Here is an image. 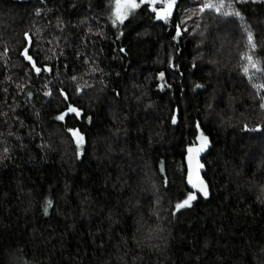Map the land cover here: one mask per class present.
Instances as JSON below:
<instances>
[{
  "label": "trees",
  "instance_id": "trees-1",
  "mask_svg": "<svg viewBox=\"0 0 264 264\" xmlns=\"http://www.w3.org/2000/svg\"><path fill=\"white\" fill-rule=\"evenodd\" d=\"M200 1L177 0L167 22L142 5L113 26V0H0V264H264V101L241 60L264 69V0H225L240 17L207 19ZM156 71L151 97L171 106L162 137L127 133L111 158L60 156L52 126L69 137V121L88 119L65 88L97 90L100 105L130 114L125 83ZM56 90L69 99L60 111ZM69 107L79 115L56 120ZM197 122L212 141L207 198L186 180ZM189 193L196 200L177 212Z\"/></svg>",
  "mask_w": 264,
  "mask_h": 264
},
{
  "label": "rangeland",
  "instance_id": "rangeland-1",
  "mask_svg": "<svg viewBox=\"0 0 264 264\" xmlns=\"http://www.w3.org/2000/svg\"><path fill=\"white\" fill-rule=\"evenodd\" d=\"M218 2V0H202L195 4L194 11L202 15V19H207L209 18V12H215L207 9L201 12L202 4H216ZM224 10L226 9L221 11ZM185 37V35H182L180 39L182 40ZM161 73L164 75V72L160 71L154 73L139 72L137 75L132 74L129 77L125 83L121 105L127 107L130 114L118 108H113L106 101H102V105H100V94L97 90L80 91L65 88L64 91L68 93L72 102L86 111L88 119H86L85 124L69 121L71 129L77 130L74 127H78V129L80 127L82 131L80 135L83 136V141L79 146L76 144L75 139L71 136L68 137L67 132L60 126H52L53 128L48 133V138L54 148L59 151L60 156L72 160L73 158L81 157L84 153L86 155L91 153L97 159L111 158L121 153L120 147H124L128 139L127 133L132 135L141 133L146 137L148 143H153L156 139L162 137L171 113V106L164 102L157 103L156 99L151 97L149 90V86L155 81H162ZM53 98L52 110L57 111L65 107L69 101V99L64 98V95L59 90L55 91ZM100 110L104 114V118L101 121L98 120ZM130 115L134 121L131 127H127L128 130H126L125 123H127ZM194 190L197 191L196 189Z\"/></svg>",
  "mask_w": 264,
  "mask_h": 264
},
{
  "label": "snow or ice",
  "instance_id": "snow-or-ice-1",
  "mask_svg": "<svg viewBox=\"0 0 264 264\" xmlns=\"http://www.w3.org/2000/svg\"><path fill=\"white\" fill-rule=\"evenodd\" d=\"M158 3H162L163 6L159 9L156 7ZM177 0H113V5L110 9L111 11V18H112V25L117 26V24H124L125 20L128 19L130 13L135 12L137 9L141 8L142 5H151V11L156 14L155 18L157 20H164L167 22L168 18L172 15L174 6L176 5ZM228 7H231V5H227ZM225 0H219L218 3H204L202 4L200 11L204 12L206 9L209 11H214L217 15L223 16V17H240L239 11H221L222 9H225ZM147 10V9H145ZM247 31V46L254 52L257 48V44L254 42V37L251 31ZM179 34V32L177 33ZM5 50V54H6ZM22 55L25 57V59L32 65V68L35 70L36 74H40L42 69L36 65V62L33 60V58L28 54V50L25 49L22 53ZM241 60H244L247 62V64L243 67V74L248 78L249 82L252 84V87L257 90L256 94L260 97L262 101H264V95H260L262 92H264V83H256L253 82V74H250V68L255 70V73H264V69L261 67H258L259 60H254L253 55L245 53L241 55ZM46 71H50L51 69H44ZM161 78H163V73L160 74ZM196 87H200V85H196ZM50 93H46V95H49ZM64 95V98L67 99L66 94L62 93ZM259 107L261 109H264V102H262ZM68 113H75L76 115H79V112L74 107H69L68 110L56 117V120L58 121H64L65 117L68 115ZM176 120L173 118V123H175ZM199 127V125H197ZM256 131H260L259 128L255 129ZM71 133V136L75 138L76 144L79 146L83 141V136L80 135L78 130H68ZM200 140V146L196 147L195 145L188 148V165H189V171H188V183L192 186L193 189H196L198 192H200L205 198L208 197V190L207 185L204 183L202 179L199 177V170L203 168V165L199 161L200 153H202L206 147H207V137L201 133V135L197 138ZM5 151H7L5 149ZM195 177V179H194ZM196 195L194 193H189L187 198L183 201L177 203L175 205V210L179 212L181 209L184 208H190L192 206V202L196 200ZM49 207L51 206V201H49ZM45 214H47V208H45Z\"/></svg>",
  "mask_w": 264,
  "mask_h": 264
},
{
  "label": "water",
  "instance_id": "water-1",
  "mask_svg": "<svg viewBox=\"0 0 264 264\" xmlns=\"http://www.w3.org/2000/svg\"><path fill=\"white\" fill-rule=\"evenodd\" d=\"M179 33H181L180 29L178 30ZM197 125H199V127H197ZM195 129H196V132H197V137H196V140H195V143L193 145H195L196 147H199L200 146V140H198L197 138L201 135V133H203V135L205 137H207V147L206 149L200 153V156H199V161L200 163L203 165L202 161L208 156V154L210 153L211 149H212V141L211 139L203 132L201 126H200V123L197 122L196 123V126H195ZM192 145V146H193ZM191 147V146H190ZM188 150V148H187ZM188 151H186V155H185V164H186V180H187V183H188V171H189V165H188ZM199 177L200 179H202L204 181V183L206 184V181H205V178H204V167L201 168L199 170ZM195 179V177H194ZM189 187L192 188V186L188 183Z\"/></svg>",
  "mask_w": 264,
  "mask_h": 264
}]
</instances>
